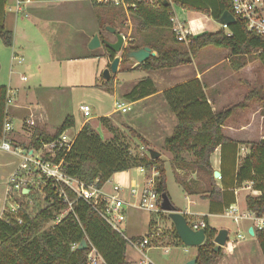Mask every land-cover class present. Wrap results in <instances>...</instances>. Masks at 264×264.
<instances>
[{
  "label": "trees",
  "instance_id": "obj_1",
  "mask_svg": "<svg viewBox=\"0 0 264 264\" xmlns=\"http://www.w3.org/2000/svg\"><path fill=\"white\" fill-rule=\"evenodd\" d=\"M123 1L128 4L126 11L135 25V31L143 35L144 40L138 42L134 36H130L131 39L121 56V62L128 59L125 56L126 50L148 46L157 55L149 56L143 63H138L137 68L143 70L172 68L189 63L201 48L211 45L229 50L233 55V60L230 61L235 70L247 65L253 59V54L264 64V37L249 31L245 21L238 16L229 26L230 33H226L221 28L197 35L187 34V42H184L177 40L174 32L171 31V42L167 44L169 38L167 39L163 32L172 30L170 17L173 14V6L203 13L217 20L223 11L232 12L231 0H156L154 5L145 0ZM108 6L112 7V4ZM115 6L122 7L121 4ZM113 21L112 14L105 20L101 18L98 20L99 25L108 23L112 26ZM154 30H158V38L149 41V34ZM0 40L5 46H11L13 42V33L5 27L2 19H0ZM182 45L184 47H181ZM103 47L111 62L116 55L115 52L105 45ZM91 56L96 55L91 54ZM113 77L114 74L103 81V84H109ZM155 92L153 80L146 77L134 84L124 96L130 101H135ZM6 94V88L0 86V138L3 135ZM162 96L176 118V125L171 135L164 139V148L171 152L174 163L184 162L185 159L181 154L185 151L190 152L192 166L197 175L205 179L207 193L205 197L210 204H221L222 189L213 176L210 155L217 146L228 141L222 133V127L233 108L212 110L198 78L170 87L162 92ZM100 119L104 123L106 117ZM74 124L73 116L66 115L53 135L35 131L27 148H40L43 143L56 139ZM128 130L142 146L149 149L146 139L140 133L131 127H128ZM48 158L54 162L62 160V170L66 174L86 183L95 182L99 188L115 172L139 166L154 167L157 172L156 192L160 200L163 194L169 197L164 161L160 157L151 159L148 155L133 156L127 145L114 139L103 140L88 123H84L76 133L74 142L67 152L61 149ZM243 181H251L253 188L260 192L258 195L246 196L247 210L256 216L264 215V137L249 143V153L236 168V184L239 185ZM179 183L186 189L184 180H179ZM43 189L46 193L43 198L44 204L32 211L28 210V203L24 201L25 197L32 194H24L21 198L15 193L12 194V198L21 202L23 207L18 212H3L0 217V264H87V254L93 247L105 264H129L125 255L127 239L113 229L91 204L67 189V198L72 202L71 209L56 221L60 212L68 208V203L58 196L50 183H46ZM164 216L169 219L167 212L166 215L159 214V217ZM18 219H21V222H18ZM50 221L53 224L46 227ZM152 225H154L153 215L149 226ZM253 230L264 259V226L254 227ZM170 233L174 240L179 244L182 243L173 225ZM216 233L217 229L205 227V239L202 244L195 247L194 264H217L223 254V247L214 249L213 239ZM149 235H152L150 228L147 233V236ZM83 239L86 240L87 246L80 249L78 244Z\"/></svg>",
  "mask_w": 264,
  "mask_h": 264
},
{
  "label": "crops",
  "instance_id": "obj_2",
  "mask_svg": "<svg viewBox=\"0 0 264 264\" xmlns=\"http://www.w3.org/2000/svg\"><path fill=\"white\" fill-rule=\"evenodd\" d=\"M103 6L100 0H23L19 5H17V0H0V19L3 20L5 27L13 33L11 46H5L0 40V86H4L7 93L13 90L20 94L19 101L13 97L12 102L10 104L5 102L4 107L13 126L8 135L9 143L12 147L27 148L35 131L49 133L47 129V123L50 118L48 92L55 86L45 82L42 78L44 46L45 49L47 47L48 51L46 62H52L53 64L61 62V58L54 53V40H60L58 37H63V35L67 34L66 36L69 40H78L79 44L87 46L94 34L99 36L97 32L99 18L103 19V15L108 14L99 15V11L105 9ZM84 8L88 11L90 17H92V12H95L93 22L95 21L96 26L92 27L91 24V34L81 30L83 28L82 22H86L83 19L85 17L82 11ZM124 9L125 15L128 17L127 7H124ZM173 13L184 24L190 34L197 35L205 31H217L221 28L226 33H230L229 26L221 25L206 14L175 6H173ZM215 25L219 27L216 28ZM64 29H69V33L63 31ZM116 31L118 32L119 30L117 29ZM152 33L157 34L158 30H154ZM82 34L84 35L82 36ZM112 34L114 35L113 37L103 38L101 36L99 38L100 40L113 42L116 40V36L115 33ZM121 34L123 35V33ZM152 38L151 40H156L158 35ZM61 40H67V38L63 37ZM101 45H104L103 42ZM207 49L209 51L208 54L203 52L202 56L192 57L189 63L172 67L164 74H149L138 78V81L146 77L151 78L155 85V93L135 101H130L124 96L126 101L120 97L121 99L115 100L114 103L120 101L129 104V110L134 109V118L139 121L140 132L138 131V133L146 139L149 148L160 152L159 157L164 162L163 156L165 154L168 156L176 181L179 183V180L182 179L186 182V189L179 183L185 193L186 206L184 210L181 211L174 202H171L184 216H188L189 219H186L187 223L191 225L194 222L203 221L206 226L215 228L218 231L221 228L227 229L225 225H221L216 220V218L224 217L231 220L236 226V232L233 237H229V229H227L229 240L222 246L223 254L217 264H264L260 247L254 235L248 232L250 226L253 228L257 226V221L255 215L247 210L245 203L247 195H258L260 192L253 188L251 181H243L239 185L235 182L236 168L249 153V143L264 137V84L259 82L260 79L258 77L259 74L264 77V73L248 69L252 61L257 60L260 62L254 54V60L249 61L250 63L248 62L241 69L235 70L231 65L233 55L230 54L228 49L215 46ZM31 51L36 54L32 56L34 57L33 63L29 61L32 59L30 57ZM98 55L103 56L102 58L106 60L105 67H109L108 56L103 55L102 52ZM15 56H18L20 61ZM195 60L202 63L197 64ZM24 62L26 67L33 66L37 68L38 82L37 84H32V87L28 85L21 88L22 85H20L19 81L26 82L28 78L22 74L18 79L15 75L16 71H18L16 67L24 64ZM193 78L200 80L212 110L233 108L230 117L222 127V133L228 138V141L217 146L210 155V164L213 171L216 170L220 173L218 177L214 178L217 185L222 189L223 202L221 204H210L208 198L205 197L207 194L205 179L199 177L192 166L191 153L183 152L181 156L184 157L185 161L174 163L171 152L166 150L163 144L165 137L171 135L176 125V118L175 114L168 108L162 92ZM138 81L132 83L130 87L127 86L128 82L126 85L128 87L127 92ZM20 90L21 92H19ZM28 94H34L35 96L32 99H27L29 97ZM114 112H116L115 106L113 111L100 116L98 122L94 123L91 119H84L75 132L77 133L84 123H88L94 131L99 126L103 132L104 130H109L107 124L105 127L100 118L106 117V119H110ZM29 121H32L33 124L30 125ZM133 126L134 124L128 122L124 127H127V129L131 127L135 130ZM68 131L73 132L70 128ZM101 137L106 141L104 135ZM20 161V156L0 148V217L3 213V206L7 204L9 177L18 167ZM132 169H135L138 173L136 167L115 172L103 184L101 189L105 193H111L114 185L119 184L123 187L121 197L129 204L123 227L125 226L124 230L129 229L131 231L130 235H127L125 231L124 234L128 237H144L150 228L152 214L149 213L144 216L142 213L144 210L133 206L135 200L131 198L129 188L137 182L131 173ZM138 175L141 174L138 173ZM192 206L196 210H192ZM171 225H173L172 222ZM140 227L142 231L136 232L135 228L140 229ZM178 245L180 244L171 246ZM149 246H152V244L149 243ZM188 247L194 249L193 259L196 248L193 246ZM145 248L144 253H146ZM165 250L167 251V249ZM127 252L131 253V251L125 250L129 264H136Z\"/></svg>",
  "mask_w": 264,
  "mask_h": 264
},
{
  "label": "rangeland",
  "instance_id": "obj_3",
  "mask_svg": "<svg viewBox=\"0 0 264 264\" xmlns=\"http://www.w3.org/2000/svg\"><path fill=\"white\" fill-rule=\"evenodd\" d=\"M101 1L105 9L99 11V15L103 13H108L105 16L103 15L104 18L102 17L105 20L108 16L112 14L114 21L113 26L108 23L105 25H99L97 32L101 34L103 38L113 37L114 35L112 34V32L107 30V26L110 25L112 27H115L116 30L118 29L120 31H118L119 33H123V35L125 36V40L122 45V49L119 52H115L116 56H119L121 60V56L126 48V44L131 39L130 36H134L138 42L143 41L144 36L135 31V25L133 21H131L129 16L127 17V15H125L124 6H115L117 4L114 2V0ZM106 4H112V7ZM82 11L85 14V17L83 19L86 22H82L83 28H81V30L91 34V24L92 27L96 26L95 21L93 22L95 18V12H92V17H90L88 11L85 8ZM96 15L98 16L97 12ZM215 27L218 28L219 26L215 25ZM68 30L69 29H64L63 31H67V33H69ZM171 31L172 30H167L163 32L164 36L167 39L169 38V40H167V44H170L171 42ZM66 35H63V37L67 38V40H61L63 38L62 36L58 37L60 40H54V53L61 58V62H55L54 64L52 62H46L48 55L47 47L45 49L44 46L43 50L44 61L42 64V78L45 82H48L51 85L55 86V88L51 89L48 92L50 118L47 123V129L49 133L46 134H54L56 132L57 127L59 126V123L63 121L66 115L73 116L75 124L70 129L75 132L85 119V117L79 110V106L81 104H87L90 107L89 120L91 119L93 123L98 122V118L100 116L106 115V113H110L111 111H113V105L115 100L121 98L124 99V94L127 92L128 89L127 86L130 87L132 83L138 81V78H141L144 75H151L156 73L164 74V72L170 69L163 68L156 70H143L136 67L138 63L134 59L128 58L122 62H119L117 71L113 73V80L109 84L104 85L103 81L105 80H103L102 73L103 70L106 68V60L102 58L103 56L98 55L101 52L103 53V55H106V51H104L103 45L95 48L94 50H91L88 48V44L87 46H85L83 44H79L78 40H69ZM83 35L84 34H82V36ZM149 35L151 36V38H154V36L157 34L151 33ZM151 38H149V41H151ZM181 47L184 46L182 45ZM211 47L214 48V46L211 45L201 48V51L198 52L197 55L200 57L203 55V52L204 54H208L209 51H207V48ZM91 54H94L96 56H91ZM34 55L36 54L31 51L30 57L32 59L29 60L30 63H33L34 57L32 56ZM195 62L197 64L202 63L201 61L197 60H195ZM16 69H18V71H16L15 75L16 77H18V79L22 74L25 75L26 78H28L26 82L21 80L19 81L20 85H22L21 88L27 87L28 85L32 87L34 84H37V79L39 75L37 74L36 67H26L24 62V64L18 65ZM248 69L257 70L258 72L264 73V64L255 60L250 63ZM258 77L260 79L259 82L264 84V77H262L261 74H259ZM19 92H21V90ZM14 94V99L19 101L18 98L20 94H17V92H15ZM28 95L29 97L27 99H32L35 96L34 94ZM124 101L126 100L124 99ZM134 115V109H131L127 112L116 111L111 115L110 119H106L103 123L105 127L107 124V127L111 131L107 130V132L103 129L105 132L104 134L101 127L99 126L96 128V132L101 136L104 135L106 137V141L114 139L115 141L122 143L123 145H127L129 147V152L133 156H149L148 150L141 145L140 141H138L136 137H133L131 135L127 127H124L127 125L128 122H130L134 124L133 127L135 128V130L137 132H140L139 121L137 118H134ZM163 158L165 159L164 169L166 175V187L168 194L171 198L170 200L174 202V204L178 206L181 211H183L186 206V200L184 198L185 193L182 190V187L180 185L181 183L179 184L178 181H176L175 179V173L171 169L170 163L168 161V156L165 154ZM146 169L147 170L145 171V173L142 172V175H138L135 169H132L131 173L134 176L136 182H141L144 176L147 178L152 176L153 172L151 171V167H146ZM28 198L32 199L33 201L31 203V209L30 204L28 205L29 211H32L33 209H36L44 204L41 195L32 194L29 195ZM8 199L9 201L11 200L10 197ZM192 210H196V208L192 206ZM67 213L68 209H64L60 212L58 216L62 218ZM142 213L144 216H147L149 214L147 211H143ZM163 214L166 215V212L162 213V215ZM185 217L186 219H189L187 215ZM159 220L160 226L158 236H147L148 232L146 233V236L149 237L150 243L152 244V246H147L145 248L146 253L143 252V254H140V252L136 248L132 247L129 244L126 245V249L127 251H131V253H127L132 258L133 262H135L136 264H145L144 261H141L144 256L149 258L150 262L154 264H188L189 260L192 259L194 249L192 247L184 246V244L182 243L178 246H171L178 244V242L173 239V237L171 236L172 234L170 233L171 220L168 219L166 216L160 217ZM216 220L219 221L218 223L223 226L225 225V227L229 229V237H233L235 235L236 226L232 223L231 220L224 217L216 218ZM52 224L53 222L50 221L46 224V227ZM124 229L125 226L123 230ZM157 229L158 227L155 228L154 225L150 227L151 233L153 231H156ZM124 231L127 235L131 234V231L129 229ZM135 231L140 232L142 231V228H135ZM165 249H167V251Z\"/></svg>",
  "mask_w": 264,
  "mask_h": 264
},
{
  "label": "built area",
  "instance_id": "obj_4",
  "mask_svg": "<svg viewBox=\"0 0 264 264\" xmlns=\"http://www.w3.org/2000/svg\"><path fill=\"white\" fill-rule=\"evenodd\" d=\"M23 0H17L19 5ZM101 1V0H100ZM150 4H155L156 0H145ZM116 4L121 3L124 7H128L123 0H114ZM232 14L238 16L245 21L246 27L249 31L256 32L264 37V0H231ZM172 23V31L175 34L177 40L186 41L187 34H190L185 28L184 24L180 22L174 15L170 17ZM18 58V56H15ZM18 61L20 59L18 58ZM14 91H9L6 95V104L12 102L14 97ZM115 110L121 112H127L130 107L129 104L116 101L114 103ZM79 110L85 119H89L90 107L87 104H81ZM30 125L33 124L29 121ZM12 122L8 119L7 111L3 121L2 137L0 138V148L6 151H10L20 156L21 161L15 171L10 175L7 188V204L3 206V212H18L22 209L21 202L12 198V194H17L18 197H22L24 194H36L45 198L46 193L43 186L46 183H50L56 190L59 197L68 203V211L71 209L72 202L68 200L66 190L70 189L76 194L78 198H82L88 204H91L98 213L107 221V223L116 231L123 234L127 239V244L136 248L139 252L144 251L150 243L149 237L144 236L141 239H135L133 237L125 236L123 230V223L126 220V210L129 205L122 197L121 192L123 187L119 184L113 186L111 193H105L101 188L96 186L95 182L86 183L77 177L66 174L62 170V160L54 162L48 157L54 156L55 152L63 149L67 152L74 142L76 132H69V129L64 130L56 139L43 143L40 148H17L12 147L9 143L8 135L12 130ZM139 174L145 173L147 170L145 167H136ZM152 176L147 178L143 177L141 182H137L130 186L129 194L132 199L135 200V206L138 209L147 211L154 217V227H158L156 231L152 232V235L158 236L159 231V214L165 213L161 209L158 193L155 189V176L157 172L154 167H151ZM23 189H27V192H23ZM10 197V201L9 198ZM24 201L30 204L33 202L28 196L24 198ZM254 214V213H253ZM255 215V214H254ZM60 216H57L58 221ZM257 226H264V215L256 216ZM21 222V219H18ZM191 228L196 230L199 228H205L206 224L203 221L194 222ZM141 261L145 264H151L150 260L144 256ZM87 264H105L101 259V256L93 247L87 254Z\"/></svg>",
  "mask_w": 264,
  "mask_h": 264
},
{
  "label": "water",
  "instance_id": "obj_5",
  "mask_svg": "<svg viewBox=\"0 0 264 264\" xmlns=\"http://www.w3.org/2000/svg\"><path fill=\"white\" fill-rule=\"evenodd\" d=\"M218 23H220L223 26H230L236 21L235 16L230 12L229 10H225L221 13L219 18L216 20ZM107 30H109L112 33H115L116 40L111 42L107 40H100L98 34H94L92 38L88 42V48L89 49H95L103 44L113 50L114 52H119L122 49V45L124 43V36L116 32V28L112 27L110 25L107 26ZM156 52L152 50L148 46H144L138 49H129L125 51V56L127 58L134 59L137 63H143L149 56H155ZM120 61L119 56H115L113 60L110 62L109 67H106L103 70L102 77L103 80H108L112 73H115L117 71V67ZM148 154L151 159L157 158L160 156V152L153 148L148 149ZM219 171L214 170L213 176L218 177ZM27 189H23V192H27ZM161 209L168 213V217L173 223V226L176 230V233L181 240V242L186 246H193L196 247L203 243L205 239V228H199V229H192L191 226L187 223L185 216L178 211L175 206L172 204L170 198L163 194L161 196V203H160ZM249 234L254 235L253 227L250 226L248 229ZM228 239V230L225 228H221L217 231L213 241L215 243L214 249H218L219 247H222L225 245L226 241ZM87 246V242L85 239H83L79 244L78 248L84 249ZM195 259L189 260L188 264H194Z\"/></svg>",
  "mask_w": 264,
  "mask_h": 264
}]
</instances>
